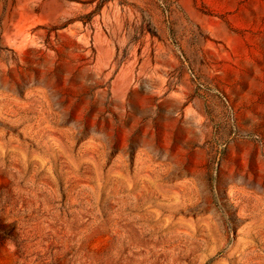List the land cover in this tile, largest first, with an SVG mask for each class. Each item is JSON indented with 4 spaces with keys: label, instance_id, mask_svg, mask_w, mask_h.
Wrapping results in <instances>:
<instances>
[{
    "label": "rangeland",
    "instance_id": "374dc122",
    "mask_svg": "<svg viewBox=\"0 0 264 264\" xmlns=\"http://www.w3.org/2000/svg\"><path fill=\"white\" fill-rule=\"evenodd\" d=\"M0 264H264V0H0Z\"/></svg>",
    "mask_w": 264,
    "mask_h": 264
},
{
    "label": "bare ground",
    "instance_id": "6f19581e",
    "mask_svg": "<svg viewBox=\"0 0 264 264\" xmlns=\"http://www.w3.org/2000/svg\"><path fill=\"white\" fill-rule=\"evenodd\" d=\"M156 172V171H155ZM163 175V174H162ZM161 175V176H162ZM153 179V178H152ZM154 179H155V177H154ZM164 181V180H163ZM162 181V182H163ZM164 185H166L165 183H156V182H151V184L150 185H148V187L149 188H151L150 189V191L148 192L149 193V195L150 194H154V193H157V192H163V191H165V193H167L168 192V190L169 189H166V187L164 186ZM186 185V184H185ZM193 185V184H192ZM145 186H147V184L145 185ZM185 187V186H184ZM170 188V187H169ZM179 190V189H178ZM181 190V189H180ZM179 192V191H178ZM164 193V192H163ZM181 193V192H180ZM257 193V192H256ZM145 194V193H144ZM181 195H182V193H181ZM178 197H179V194H178ZM144 202V201H143ZM146 202V201H145ZM149 202V201H148ZM142 204V203H141ZM150 204H152V203H150ZM148 205V204H147ZM142 206H143V204H142ZM146 206V205H145ZM140 207V206H139ZM149 212H151V211H149ZM148 212V213H149ZM155 213V212H154ZM156 213H159V212H156ZM150 215V214H149ZM158 216H159V214H158ZM147 217V216H146ZM145 217V218H146ZM151 217V216H150ZM148 227V226H147ZM146 227V228H147ZM150 228V227H149ZM250 232V231H249ZM249 235V234H248ZM248 237V236H247ZM244 244V243H243Z\"/></svg>",
    "mask_w": 264,
    "mask_h": 264
}]
</instances>
